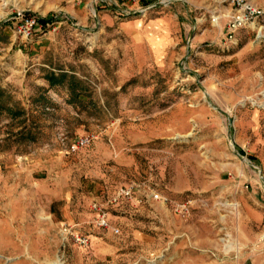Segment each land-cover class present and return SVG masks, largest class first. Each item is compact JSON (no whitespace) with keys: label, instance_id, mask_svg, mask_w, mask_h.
I'll use <instances>...</instances> for the list:
<instances>
[{"label":"rangeland","instance_id":"obj_1","mask_svg":"<svg viewBox=\"0 0 264 264\" xmlns=\"http://www.w3.org/2000/svg\"><path fill=\"white\" fill-rule=\"evenodd\" d=\"M91 1L0 0V264H264V41L222 47L232 0H188L159 51ZM145 182L191 216L126 204L119 235L95 227L94 199Z\"/></svg>","mask_w":264,"mask_h":264},{"label":"built area","instance_id":"obj_2","mask_svg":"<svg viewBox=\"0 0 264 264\" xmlns=\"http://www.w3.org/2000/svg\"><path fill=\"white\" fill-rule=\"evenodd\" d=\"M187 3L188 0H92L91 11L95 18L99 19V13L112 15L117 20H130L140 18L147 20L150 15L157 12L170 10L177 3ZM232 11L228 15L226 34L221 38V46L224 48L237 47L238 35L241 31L250 29L254 31L256 39L264 41V9L249 0H232ZM220 17L213 18V23H218ZM39 26V18L35 15H24L16 28V34L23 39L33 37ZM92 138L82 137L70 147V152H76L90 145ZM249 188V185H246ZM264 188V187H263ZM159 203L170 206L172 211L181 217L188 218L192 214V201L178 202L159 193L149 183H132L117 189L106 201L93 200L91 211L94 214L96 228L120 234V228L112 224L111 210L115 207L124 208L131 204L137 208L145 203ZM66 235H72L76 242L83 247L90 245V240L79 233L74 234L70 226L63 227Z\"/></svg>","mask_w":264,"mask_h":264},{"label":"crops","instance_id":"obj_3","mask_svg":"<svg viewBox=\"0 0 264 264\" xmlns=\"http://www.w3.org/2000/svg\"><path fill=\"white\" fill-rule=\"evenodd\" d=\"M167 11L153 13L147 20L133 18L126 23L127 27H133L141 30L140 22L145 24V29L142 31L145 41L154 46L155 49L167 50L174 44V35L179 33V23L177 22V14H172ZM168 12V13H167ZM108 14L104 13L103 17L108 18ZM102 17V18H103ZM143 29V28H142Z\"/></svg>","mask_w":264,"mask_h":264},{"label":"trees","instance_id":"obj_4","mask_svg":"<svg viewBox=\"0 0 264 264\" xmlns=\"http://www.w3.org/2000/svg\"><path fill=\"white\" fill-rule=\"evenodd\" d=\"M43 22L46 24L48 23L47 20H43ZM68 76L63 74V75H59V76H56L55 74H52L49 78H48V81L50 83V85L52 87L58 85L59 83H61L65 78H67Z\"/></svg>","mask_w":264,"mask_h":264},{"label":"water","instance_id":"obj_5","mask_svg":"<svg viewBox=\"0 0 264 264\" xmlns=\"http://www.w3.org/2000/svg\"><path fill=\"white\" fill-rule=\"evenodd\" d=\"M232 123V122H231ZM237 155L240 157V158H242L243 159V157L239 154V153H237Z\"/></svg>","mask_w":264,"mask_h":264}]
</instances>
